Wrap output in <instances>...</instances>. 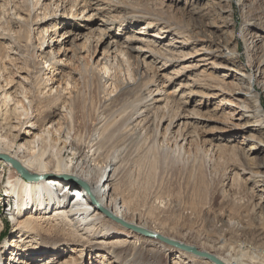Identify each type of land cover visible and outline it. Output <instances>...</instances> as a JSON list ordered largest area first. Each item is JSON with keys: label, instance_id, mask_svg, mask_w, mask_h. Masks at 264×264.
<instances>
[{"label": "rangeland", "instance_id": "rangeland-1", "mask_svg": "<svg viewBox=\"0 0 264 264\" xmlns=\"http://www.w3.org/2000/svg\"><path fill=\"white\" fill-rule=\"evenodd\" d=\"M60 1L0 0V85L11 81V91L21 98L29 96L26 103L33 96L37 101L41 92L49 94L48 77L53 70H47L44 62L52 58V49H45L48 42L42 48L45 30L50 28L47 41L55 40V50L63 45L56 58L65 61L51 60L56 64L54 78L73 85L70 95L66 94L72 95L75 105L76 118L69 126L72 135H79L84 152L97 156L101 171L113 164L117 167L118 194L130 208L124 212L126 218L147 222L178 238L186 235L187 240L216 253L214 242L223 237L231 253L234 250L235 256L256 262L254 257L260 254L247 246L257 245L255 236L264 230V209L253 196L252 190L261 192L250 173L264 163V146L252 159L245 149L251 145L247 136L254 133L263 141L264 136L250 128L259 124L254 120L245 127L237 125L243 123L236 115V98L242 94L235 98L237 87L232 84L245 86L235 78L240 71L257 74L250 91L264 114V71L257 72L264 63V45L254 43L262 32L264 0H87L92 4L88 9L85 0H70L68 16L63 15V1L57 16L50 15ZM253 18L255 25L249 24ZM144 59L153 69L144 67ZM157 87L163 89L168 105L137 118L149 117L148 124L129 119L143 110L141 103L151 102V90ZM188 88L198 94L185 104ZM63 104L58 106L59 117ZM184 115L190 116L188 123ZM17 116L0 105V118ZM39 117L43 120L45 113ZM94 139L100 141L92 148ZM60 146L56 140L45 150L54 153L47 158L50 162L79 163L82 169L88 164V156ZM8 176L0 181L1 250L7 240H19L13 234L10 211L14 205L4 197ZM229 219L237 222L234 228L223 222ZM81 227L88 239L97 237L92 232L96 227ZM52 236L70 248L57 255L54 264L70 259L73 247L78 255L68 264L173 263V255L163 257L149 248L133 251L129 247L124 252L107 246L102 250L83 246L82 240ZM34 255L29 256L34 260ZM10 260L8 256L7 264Z\"/></svg>", "mask_w": 264, "mask_h": 264}, {"label": "bare ground", "instance_id": "bare-ground-1", "mask_svg": "<svg viewBox=\"0 0 264 264\" xmlns=\"http://www.w3.org/2000/svg\"><path fill=\"white\" fill-rule=\"evenodd\" d=\"M61 1L65 4L63 15L68 16L67 5L72 1ZM61 1L56 6L57 10L50 15H53L54 17L57 16ZM87 2L88 1L85 0V4L87 5L86 9L92 6L91 2ZM74 7L75 3L71 6V14L73 13V10H75ZM75 15H77V13H75ZM90 16L85 17L90 18ZM48 17L49 14L45 15V19ZM255 21L256 19L253 18L249 24L255 25ZM261 23L263 24V27H261L262 32H259L254 39V43L257 45H264V20ZM49 31L50 28L45 30L44 37L46 39L44 40L42 48V51H44V46L48 42L45 49H52V58H49L44 62L47 70L50 72L53 70L52 74L48 77V84H52L50 92L48 91L49 94L46 95L47 93L43 94L41 92L38 95L37 101L33 96L26 103L25 100L28 99L29 96L26 94L21 98L16 92L11 91L13 88L9 86L11 81L7 80L4 85H0V105H3L8 113L18 115L15 119L7 118V115V117L0 118V155H6L13 158L24 167L27 172L42 176V178L34 180L25 178L12 163L0 157V181L4 179L6 173L9 174L8 185L4 197L7 201L10 199V203H13L14 205L11 207L10 211L14 225L13 234L14 236L17 235L19 239L18 241H6V244L2 247L3 250L0 249V264H7L8 256L11 257L10 264H30L36 262H38L37 264H54L57 255L64 253L66 250H70L68 246L64 247L61 241H58L56 237L52 236L54 233L66 236V239L72 238V240H76L75 242H77V240L85 241L83 246L96 247L102 250L107 246H111V248L117 247L124 252H127L129 247H132L133 251L149 248V252L160 253L163 257L173 255L174 258L172 264L210 263L207 262L209 259L207 260L206 258L198 256L192 252L175 247L161 240L160 237L210 254L226 264H264V230H261L258 235L255 236L257 245L247 246L253 249L254 252L260 254H256V257H254L256 262H251L250 260L241 257V254L239 257L238 255L235 256L236 254L234 250H232L234 252L233 256V252L231 253L230 251L231 248H228L226 239L223 237H220L219 240L217 239L214 242L218 249L217 252H219L216 253L213 252V250L211 251L210 248L205 247L203 244L202 246L201 244L199 245V243L187 240L186 235H182L178 238L175 235L166 234L147 222H138L135 219L126 218L124 212L129 211L128 209L130 208L128 207L127 202L118 194L117 167L113 164L101 171V168L96 162L95 157L97 156H95V154L91 155L84 152L82 148L83 144L78 138L79 135H72L73 129L69 126H73L76 115L75 105L73 104L74 100L72 95L71 97L69 96V89H72L73 85L70 81H58V79L54 78V68L56 64H64L65 61H63L61 56L60 58H56L61 52L63 45H61L59 50H55L53 48L55 40L50 37L47 41ZM139 33L144 34L143 30L139 31ZM152 43L156 44L154 41H152ZM222 56H225V54L222 53ZM53 57L56 58V64L55 60L51 61L54 59ZM143 61L144 67L153 69L150 67V63L145 62V59ZM48 62L50 63L47 65ZM98 62L100 61L98 60ZM154 63L157 62L154 61ZM229 68V70L232 71L236 70L231 67ZM105 69H107V67H105ZM263 71L264 63L257 72L262 73ZM240 72V75H238V77L236 75L235 78L245 83V86H239L238 84H235V82L232 84V86L237 87L238 89L237 92V89L235 88L236 91L234 90V97L236 98L237 95L242 94V96L236 98V115L243 123H238L237 125H244L243 127H245L251 122V120H254L259 124L249 125L250 128H255L258 132L261 130V134L264 136V114L261 111V104L258 100L253 101L254 95L252 94V91H250L252 82H254V80L257 81L258 79L257 74L252 75L247 71ZM8 78L11 77L8 76ZM56 82L59 84L54 86L53 84ZM188 90L187 94L189 97L186 99V102L184 101L185 104L189 103L193 95L198 94L194 89L188 88ZM66 94L69 95L66 96ZM154 95L161 96L155 97ZM164 95L165 93L160 87L151 90V102L141 103L142 107L140 108L143 110L141 109L142 111L138 114L136 113L137 115L135 114V116L131 115L132 117L130 116L131 118L129 119L134 120L137 124L140 121L148 124L150 122L149 117L145 116L139 121L137 118H141L145 111L152 108L166 107L168 102ZM161 102H165L164 105L163 103L161 104ZM61 103H64L63 112L59 117L57 110ZM41 113H45L43 120L39 117ZM57 116L58 118L55 119ZM184 118L188 123L190 116L184 115ZM98 126H103V124L100 123ZM13 132L17 133L13 134ZM12 134L15 137L14 139L10 138ZM23 139L25 140L23 141ZM99 139L93 140L94 144L91 145L92 148L99 145ZM246 139L251 142V145L248 149H245V155L252 159V156H254L259 150L263 149L264 141L254 133L247 136ZM56 140H58V144H61L60 147H70L81 155L88 156L90 161L88 159V164L85 165L84 169L80 168L79 163L74 166L65 161L62 163L58 160L55 164L48 160L53 157L54 153L49 154V151L47 153L45 150H47L48 146ZM184 141L186 142V139H184ZM3 164H5V168ZM6 167L8 169L10 168V170ZM67 174L74 175L75 177L67 176ZM250 180L260 187V194L255 190H252V192L257 201V206L262 210L264 209V163L259 164V166L250 173ZM80 182H84L88 187H85ZM252 182L251 184H253ZM91 200H93V202ZM253 212L255 213L256 211L253 210ZM107 213L132 225L153 232L157 237L148 238V236L145 235L144 237L142 234H138L118 222H114L113 220L107 221V218H105ZM23 216L24 219H21ZM108 222L111 223L109 224ZM223 222L231 228H234L237 224L233 219ZM83 224L86 226L90 225V228L96 227V230H92V232L97 233V237L88 239L86 233H82L83 229L81 226H83ZM2 229L3 223L0 221V232ZM261 229H263V227H261ZM29 234L33 235L34 238L32 239V237L27 236ZM29 238H31V240H27ZM22 248L24 249V252ZM72 250L74 253L71 254L70 259L59 264H68L69 261L74 259L76 254L78 255V249L76 247H73ZM79 251L81 250L79 249ZM67 252L69 251H66V253ZM110 252L113 253L114 250L112 249ZM24 253H28V256H26L27 258L23 257ZM30 253L36 254L34 255V260L29 256ZM257 256H259L260 259H257ZM212 263L216 264V262L213 261Z\"/></svg>", "mask_w": 264, "mask_h": 264}, {"label": "water", "instance_id": "water-1", "mask_svg": "<svg viewBox=\"0 0 264 264\" xmlns=\"http://www.w3.org/2000/svg\"><path fill=\"white\" fill-rule=\"evenodd\" d=\"M1 158L5 159L6 161L12 163L18 170L19 172L25 177V178H30V179H40L42 178L41 175H34V174H31L29 172H27L24 167H22L16 160H14L13 158L9 157V156H6V155H0ZM82 185H84L85 187H88L84 182H80ZM93 202V200H92ZM108 216H110L113 220H115L116 222L120 223L121 225H123L124 227L126 228H129L131 230H133L134 232H137V233H140L142 235H145V236H148V237H157V235L153 232H150L142 227H139V226H136V225H132L120 218H116L115 216L113 215H110L107 213ZM161 240L175 246V247H178V248H181L183 250H186V251H189V252H192L198 256H201V257H204V258H207L209 260H212L214 262H216L217 264H224L223 262H221L219 259L215 258L214 256L210 255V254H207L205 252H201V251H198L196 250L195 248H192V247H189V246H186V245H183V244H180L178 242H175V241H172V240H168V239H164L162 237H160Z\"/></svg>", "mask_w": 264, "mask_h": 264}, {"label": "trees", "instance_id": "trees-1", "mask_svg": "<svg viewBox=\"0 0 264 264\" xmlns=\"http://www.w3.org/2000/svg\"><path fill=\"white\" fill-rule=\"evenodd\" d=\"M6 225L8 226V223H7ZM7 228H8V227H7ZM7 228H6V229H7ZM7 231H8V229H7ZM5 233H6V231L4 232V234H5ZM2 236H3V235H2ZM2 236H1V237H2ZM3 237H4V236H3Z\"/></svg>", "mask_w": 264, "mask_h": 264}]
</instances>
